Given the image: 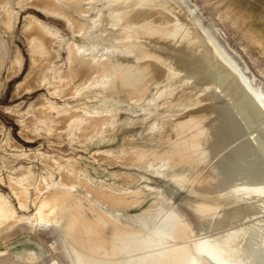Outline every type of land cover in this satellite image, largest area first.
<instances>
[{"label":"rangeland","instance_id":"374dc122","mask_svg":"<svg viewBox=\"0 0 264 264\" xmlns=\"http://www.w3.org/2000/svg\"><path fill=\"white\" fill-rule=\"evenodd\" d=\"M106 1L109 0H0V206L12 211L11 216L0 218V264H75L59 234L41 223L37 214L43 202L54 203L52 195L56 192H71L81 199L82 210L89 218L84 217L93 222L88 235L101 238L107 248L112 245L116 231L122 229L145 232L148 242L142 240V244L152 241L153 235L147 237L146 233L154 229L143 231L138 222L137 225L130 222L131 216L136 215L131 212L132 206L141 203L138 198L123 201L117 192L92 189L87 179L91 172L95 173L94 165L106 166L104 160L108 161L103 150L108 149L109 142H103L99 136L105 121L94 113L105 108L106 103L102 96L88 100L77 97L91 83L92 90L101 91L100 85L113 78L112 69L105 65L101 69L82 66L81 77L68 75L64 44L70 27L63 18L46 12L67 11L84 22L96 10V3ZM131 1L136 0H118L122 9L130 6ZM160 1L174 15L178 12L180 18L191 23L205 38L210 36L257 90L264 87V0ZM147 4L156 3L148 0ZM105 71L111 72L109 80ZM174 77L177 82L161 84L173 88L176 108L187 106L180 109L185 112L180 118L214 102L197 99L200 83ZM115 78L111 81L112 88L129 92L126 84L130 83L122 81L120 76ZM128 101V98L126 102L114 100V106H120L119 113ZM84 103L93 105L89 113L84 110ZM110 144L117 152L125 148L123 143ZM177 149L174 145L173 157L191 163L188 155ZM108 163L112 164L113 160ZM95 175L99 181L101 175ZM125 179L127 185H133L132 180ZM199 188L205 189L201 184ZM176 191L174 211L185 216L196 238L202 235L203 228L196 223L195 213L207 212L210 210L207 207H211L210 211L224 210L228 203L235 205L231 199L240 196L233 189L201 191L178 185ZM188 201L192 202L191 207ZM195 203L203 204L194 206ZM59 206L60 203L52 212L59 211ZM146 206L144 202L138 207ZM50 214L47 209L44 218ZM176 216H172L175 221L185 222ZM78 222L80 226L84 223Z\"/></svg>","mask_w":264,"mask_h":264},{"label":"bare ground","instance_id":"6f19581e","mask_svg":"<svg viewBox=\"0 0 264 264\" xmlns=\"http://www.w3.org/2000/svg\"><path fill=\"white\" fill-rule=\"evenodd\" d=\"M176 13L141 7L131 17L175 22L169 37L177 76L203 85V99L214 101L176 123L175 145L202 168L198 186L215 192L233 189L240 196L230 200L234 206L224 204V210L207 207L210 210L196 214L193 208L196 223L203 228L198 238L171 212L162 217L159 229L146 233L153 235L148 245L142 244L147 241L145 232L121 228L107 248L101 238L88 235L93 222L85 216L81 199L71 192H56L54 203L43 202L37 214L41 223L59 234L75 264H264V87L257 90L210 36L205 38ZM164 72L165 68L149 63L131 73L121 69L120 78L136 85ZM110 73L105 71L108 80ZM58 203L59 211L53 213ZM47 209L51 214L44 218ZM11 215L0 206V218Z\"/></svg>","mask_w":264,"mask_h":264},{"label":"crops","instance_id":"0c3cea01","mask_svg":"<svg viewBox=\"0 0 264 264\" xmlns=\"http://www.w3.org/2000/svg\"><path fill=\"white\" fill-rule=\"evenodd\" d=\"M114 1L96 3V10L83 23L67 11L46 10L63 18L70 27L64 44V59L71 77H81L79 73L82 66L101 69L105 65L112 69L111 81L120 76L121 69L131 73L149 63L165 68L161 77L145 79L134 86L126 84L130 88L129 92L113 89V81H109L100 85L101 91L92 90L94 85L91 83L78 95L77 98L84 96L86 100L102 96L101 100L106 103L105 108L95 110L94 113L105 121L99 136L103 142H109L106 146L108 149L103 150L104 158L108 161L104 160L106 166H93V171L101 175L99 181L94 172L87 179L92 189L117 192L122 195L123 201L131 202L138 198L141 203L132 206L134 209L131 212L136 215L131 216L130 222L141 225L143 231L159 229L160 220L166 213H175L187 222L185 216L173 208V201L178 196L177 186L207 190L198 186L202 171L199 165L177 161L173 157L177 139L175 125L186 117L180 118L185 113L180 109L187 106L182 104L176 108L178 102L177 96L172 97L173 88L161 83L178 81L174 77L177 73L171 60L174 50L169 37V32L176 24L132 19V14L141 7H167L164 1L151 0L156 3L154 6L147 4L148 0L131 1L126 9H122L118 0ZM169 11L173 14L172 10ZM200 91L197 99L206 100L203 99V85ZM123 92L126 94L123 95ZM126 98L130 101L124 111L119 113L120 106H114V100L122 99L126 102ZM84 105V110L89 113L88 109L93 105ZM190 113L192 111L187 114ZM110 143H123L125 148L117 152ZM109 160H113V163H108ZM120 176L123 178L120 179ZM125 178L132 180L133 185H127ZM144 202L147 203L145 208L138 207ZM191 204L188 201L189 207Z\"/></svg>","mask_w":264,"mask_h":264}]
</instances>
